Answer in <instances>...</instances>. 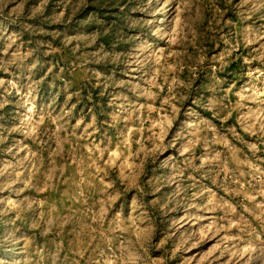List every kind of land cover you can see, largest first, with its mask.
I'll list each match as a JSON object with an SVG mask.
<instances>
[{"label":"rangeland","instance_id":"rangeland-1","mask_svg":"<svg viewBox=\"0 0 264 264\" xmlns=\"http://www.w3.org/2000/svg\"><path fill=\"white\" fill-rule=\"evenodd\" d=\"M0 264H264V0H0Z\"/></svg>","mask_w":264,"mask_h":264}]
</instances>
